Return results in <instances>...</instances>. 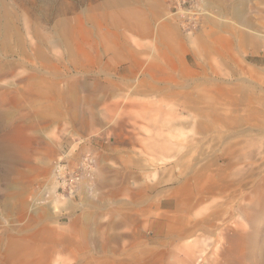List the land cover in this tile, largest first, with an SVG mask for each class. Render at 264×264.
<instances>
[{"label": "rangeland", "instance_id": "obj_1", "mask_svg": "<svg viewBox=\"0 0 264 264\" xmlns=\"http://www.w3.org/2000/svg\"><path fill=\"white\" fill-rule=\"evenodd\" d=\"M111 1L0 0V264H264V0Z\"/></svg>", "mask_w": 264, "mask_h": 264}, {"label": "built area", "instance_id": "obj_2", "mask_svg": "<svg viewBox=\"0 0 264 264\" xmlns=\"http://www.w3.org/2000/svg\"><path fill=\"white\" fill-rule=\"evenodd\" d=\"M96 170V159L85 153L77 159H57L51 169V184L57 195L74 199L85 187L90 186ZM86 189V188H85Z\"/></svg>", "mask_w": 264, "mask_h": 264}, {"label": "crops", "instance_id": "obj_3", "mask_svg": "<svg viewBox=\"0 0 264 264\" xmlns=\"http://www.w3.org/2000/svg\"><path fill=\"white\" fill-rule=\"evenodd\" d=\"M126 59L128 60V58L126 57ZM134 59H135V56H134ZM133 63V61H130V64H132ZM147 91H150V92H153V91H156V88L155 87H152V86H148V89H147ZM106 96L107 97H114L115 96V93L112 91V90H109V89H107V93H106ZM190 100V99H189ZM117 104L116 103H114V105H113V108H117ZM88 149H90V151L92 152V154L93 155H96L97 156V158L100 160V154L102 153V151L100 150V149H98L97 147H95V146H89L88 147ZM84 190H86L85 188L84 189H82V191H84ZM84 193V192H83ZM84 213H86V211L84 210ZM76 226V225H75ZM79 226V225H78ZM84 226H86V224H84ZM21 230H25V229H21ZM44 233L42 232V233H40V232H35L34 231V233H33V237H31V239H30V242L31 243H29V242H27L26 243V245L28 244V245H31V246H36V247H40L41 245H43V243H48V242H53V238L51 237V236H44L43 235ZM187 234V233H186ZM187 235H189V233L187 234ZM184 236V237H188V236ZM182 237L183 236H181L180 238L182 239ZM26 240H27V238H25ZM46 245V244H45ZM41 247H43V246H41ZM67 247L65 246V247H63L62 249H66ZM74 248H76V249H74ZM73 249L76 251H81V249H80V247H78V246H74L73 247ZM21 257H22V255L20 254V259L19 260H21ZM75 260H83V261H87V260H85L84 258H79V259H75Z\"/></svg>", "mask_w": 264, "mask_h": 264}, {"label": "bare ground", "instance_id": "obj_4", "mask_svg": "<svg viewBox=\"0 0 264 264\" xmlns=\"http://www.w3.org/2000/svg\"><path fill=\"white\" fill-rule=\"evenodd\" d=\"M111 5L112 6H116V5H118V6H120V7H122L123 9H126V4H124V3H119V2H117L116 0L115 1H111ZM126 14V13H125ZM125 14H122L120 17L119 16H115V17H113V18H111L112 19V21H115L116 19H120L121 21H123V22H125L128 26H132V25H130V23H132V22H130L126 17H125ZM124 15V16H123ZM234 17H236L237 19H239V20H242V15L239 13V12H235V14H234ZM129 21V22H128ZM4 49V48H3ZM0 74L1 75H4L5 73H4V68L3 69H1L0 70ZM5 141L6 142H8V146H9V148L11 147V148H14L15 149V147H16V142H17V139H19V137H18V135H17V132H15V131H13L12 133H9L5 138ZM86 189H87V187H85ZM187 247V252L188 253H193V250L196 248V243H194L193 244V246L192 245H188V246H186Z\"/></svg>", "mask_w": 264, "mask_h": 264}]
</instances>
